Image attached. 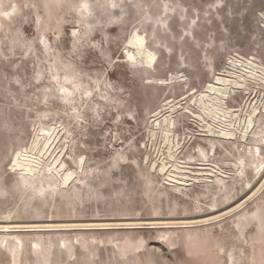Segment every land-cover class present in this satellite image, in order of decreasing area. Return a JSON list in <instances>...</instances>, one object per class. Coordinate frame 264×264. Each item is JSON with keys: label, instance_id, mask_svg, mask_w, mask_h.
I'll return each mask as SVG.
<instances>
[{"label": "rangeland", "instance_id": "rangeland-1", "mask_svg": "<svg viewBox=\"0 0 264 264\" xmlns=\"http://www.w3.org/2000/svg\"><path fill=\"white\" fill-rule=\"evenodd\" d=\"M263 177L264 0H0V264H264Z\"/></svg>", "mask_w": 264, "mask_h": 264}, {"label": "bare ground", "instance_id": "bare-ground-1", "mask_svg": "<svg viewBox=\"0 0 264 264\" xmlns=\"http://www.w3.org/2000/svg\"><path fill=\"white\" fill-rule=\"evenodd\" d=\"M145 38L143 37V35L142 34H139V33H137L136 32V34L131 38V40H130V45L134 48V50L136 51V53L139 55V57L141 56V57H143L144 58V60H145V64H146V66H151V64L154 62V60H155V56L152 54V52H150L148 49H147V47H146V44H145ZM129 45V46H130ZM130 46V47H131ZM136 53H131L130 51L128 52V55H129V57L133 60V59H135L136 58ZM254 68V70L255 71H257L256 69L257 68H255V67H253ZM249 72V71H248ZM252 75L254 74V72H250ZM231 77V76H230ZM229 81H230V79L229 78H227V77H218L217 78V80L214 82V83H210L208 86H207V91L208 92H210V93H214V94H218V97H219V95H221V96H224L225 95V93H223L222 92V90H221V88H219L217 85H223V86H226V85H228L229 84ZM228 90V89H227ZM208 97V96H207ZM217 97V96H216ZM225 97V96H224ZM219 98H217V100H218ZM203 99L201 98V101H202ZM203 103V102H202ZM213 106H214V108L216 109V105L215 104H213ZM207 108V107H206ZM254 110L252 111V113L250 114V116H249V118H250V122H249V124H251V122H252V119H253V117H254V115H255V113L256 112H258L257 111V109L254 107L253 108ZM202 110V109H201ZM229 133V132H228ZM227 134V133H226ZM229 134H231V133H229ZM211 135V134H210ZM220 135H222V134H220ZM223 135H224V133H223ZM213 136V135H212ZM219 136V135H218ZM220 137V136H219ZM223 136H221V138H222ZM217 138V137H216ZM28 156V155H27ZM20 158V157H19ZM32 159V158H31ZM30 160V159H29ZM29 160H27V161H29ZM35 160V159H34ZM33 160V161H34ZM17 161H19V160H17ZM16 161V162H17ZM26 161V160H25ZM24 161V162H25ZM31 163H32V161H31ZM20 164V163H19ZM17 165V164H16ZM20 165H22V164H20ZM34 167V166H33ZM23 168V167H22ZM53 168V167H52ZM25 170H27V171H32L33 169L31 168V166H30V162L28 163V164H26L25 165V168H24ZM37 169V168H36ZM53 173V172H52ZM57 174V173H56ZM56 176V175H55ZM67 177V176H66ZM264 178V177H263ZM262 178V179H263ZM264 180V179H263ZM260 184V183H259ZM261 185V184H260ZM260 187V186H259ZM258 188V187H257ZM255 190V189H254ZM256 191V190H255ZM254 191V192H255ZM240 206V205H239ZM231 207V206H230ZM237 208V207H236ZM230 210V209H229ZM68 225H70V224H67V223H64V224H49V226H68ZM14 226V225H13ZM11 227V225L9 224V223H0V228L2 229V230H5V231H7V233H8V229ZM5 233V232H4Z\"/></svg>", "mask_w": 264, "mask_h": 264}]
</instances>
